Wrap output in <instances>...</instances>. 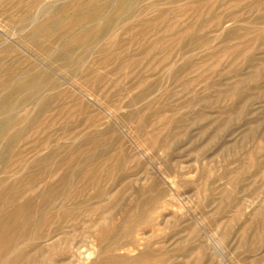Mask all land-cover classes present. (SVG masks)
I'll return each instance as SVG.
<instances>
[{
    "label": "rangeland",
    "instance_id": "1",
    "mask_svg": "<svg viewBox=\"0 0 264 264\" xmlns=\"http://www.w3.org/2000/svg\"><path fill=\"white\" fill-rule=\"evenodd\" d=\"M6 70L0 264H264V0H0Z\"/></svg>",
    "mask_w": 264,
    "mask_h": 264
},
{
    "label": "bare ground",
    "instance_id": "2",
    "mask_svg": "<svg viewBox=\"0 0 264 264\" xmlns=\"http://www.w3.org/2000/svg\"><path fill=\"white\" fill-rule=\"evenodd\" d=\"M40 7V6H39ZM52 7V6H51ZM126 7V5L125 6H123V13H122V15L118 18V21L120 20V22H122V21H124L125 19H127L128 18V15H129V10L127 9V8H125ZM41 8V7H40ZM37 10V9H36ZM97 10H100V8H97V7H94L93 9H92V11H94L93 13H89V14H87L86 16H85V19L84 20H86V19H88L90 16H93V15H95L96 13H97ZM39 11V10H38ZM42 12V11H41ZM131 13V12H130ZM120 22H118V23H120ZM117 25H119V24H117ZM29 48V47H28ZM30 49V48H29ZM107 58V57H106ZM7 71V70H6ZM5 71V73L3 72V71H0V76H1V74L2 73H4V74H6V75H4L3 76V79L2 80H0V84L3 86V85H7L8 84V78H10L11 76H12V74H13V72H10V71H7L6 72ZM2 72V73H1ZM38 76V75H37ZM7 82V83H6ZM33 84H35V85H33ZM37 87L38 88H41V89H44V90H47V89H49L50 88V85H47V84H44V82L43 83H28V82H20V83H18L16 86H15V88H14V90L16 91V93L18 94V96H19V99L18 100H16V101H14V103L12 104H10L9 106H8V111L9 112H7V116H5V119L7 120L8 119V117H9V115H10V111L15 107V106H17V105H19V104H23L22 102H24V103H26V102H32V101H34L35 100V98L37 97V95H38V89H37ZM6 101V100H5ZM1 110V109H0Z\"/></svg>",
    "mask_w": 264,
    "mask_h": 264
}]
</instances>
